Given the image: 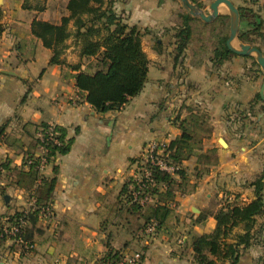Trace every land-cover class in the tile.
<instances>
[{
  "label": "crops",
  "instance_id": "obj_1",
  "mask_svg": "<svg viewBox=\"0 0 264 264\" xmlns=\"http://www.w3.org/2000/svg\"><path fill=\"white\" fill-rule=\"evenodd\" d=\"M55 1L0 3L4 25L0 35V197L5 192L0 214L32 206L28 191L12 183L13 174L27 170L26 158L42 153L25 124H31L33 133L34 125H57L66 138H73L69 151L56 155L40 172L46 178L54 176L55 183L50 196L52 216L37 218L32 226L35 248L22 253L16 246L3 244L0 264H95L108 250L143 247L141 264H196L191 236L213 231V215L224 206L222 199L246 204L255 198L251 182L263 170L264 111L255 127L259 131L245 125L236 132L235 104L244 101L246 92L236 93L230 78L221 84L211 62L195 60L190 47L178 50L172 0H112L123 22L143 34L147 80L120 109L95 111L77 90L74 75L97 70V58L80 57L79 47L69 38L60 56L64 63L50 64L51 50L31 33L33 19L49 21L48 4ZM212 1L207 0L208 7ZM219 14H226L220 6ZM90 59L95 61L93 68ZM76 65L79 70L73 69ZM189 102L201 104L212 115L211 132L202 138L199 152L215 149L217 161L209 172L197 175L186 168L189 161L197 165L196 157L184 160L189 181L187 187L174 190L173 215L158 232L141 235L142 219L120 191L139 171L140 161L135 159H144L149 142L169 143L181 134L178 120L188 114ZM224 132L229 135L223 138L226 146L214 145ZM258 132L262 133L259 140ZM255 230L253 242L240 250L237 264H264V216L256 217ZM241 232V226L235 227L229 241ZM211 258L216 264H228Z\"/></svg>",
  "mask_w": 264,
  "mask_h": 264
},
{
  "label": "trees",
  "instance_id": "obj_2",
  "mask_svg": "<svg viewBox=\"0 0 264 264\" xmlns=\"http://www.w3.org/2000/svg\"><path fill=\"white\" fill-rule=\"evenodd\" d=\"M196 3V0H189ZM254 1V0H251ZM239 18L246 19V13L251 8L237 7ZM67 16H63L59 23H53L43 19H33L31 23V33L39 39L45 48L51 50L50 64H63L60 56L63 54L69 38L74 39L79 47V56H94L99 63L98 69L94 72L79 71L75 77V85L79 92L84 93L85 100L97 112H107L120 109L127 101L137 95L144 87L147 80L148 58L141 46L142 33L135 26H129L123 22L114 8L112 0H67ZM3 11L0 7V35L4 30L2 23ZM224 15L217 19L223 20ZM177 30V47L179 51L186 48L191 35V23L194 21L189 13L181 16ZM204 21V20H203ZM203 22L206 25L213 23ZM70 22H72L70 27ZM237 37L244 42L246 35L241 32ZM227 34L217 35V44L212 50L214 64L221 65L230 56H238L230 51L226 46ZM259 50L260 48L257 47ZM195 52V60H198V52ZM213 64V65H214ZM79 70V66H73ZM259 98V94L257 95ZM188 114L179 121L181 134L165 143L163 152L160 154L163 160L174 167L172 172L164 171L156 166L151 167L148 181V190L153 196V202L140 205L131 202L130 187H135L136 180L130 179L125 182L121 189V194L126 197L129 208L138 214L142 222L138 226L141 235L149 224H154L155 232L166 226L168 219L173 215L171 204L174 202V190L188 186L187 170L182 166V162L196 157V163H206L214 165L213 160L208 163V153L216 156L215 149H210L204 153L201 150L202 138L207 137L211 132V127L205 120V112L195 111L187 106ZM204 111V110H201ZM244 118H242L243 120ZM244 125V123H243ZM27 132L30 134L35 144L40 145L41 141L37 136L38 132L47 131L49 124L34 125V133L29 131L31 124H25ZM31 130V129H30ZM56 143L48 142L46 153L47 162L52 161L56 155L66 154L73 142V138H66L64 130L54 125ZM32 163L27 170L20 169L12 175V183L15 187L28 191L29 198H34L35 203L28 210L14 211L8 216L13 222L20 217L27 219L24 227V238L34 242L33 228L38 218V207L51 205L50 196L55 183V177L46 178L41 176L38 157L33 155ZM135 160H144L142 157ZM134 160V161H135ZM26 165V161L23 162ZM142 164H137L140 167ZM183 167V168H182ZM195 168H197L195 166ZM205 172H209L208 169ZM197 172V175L201 173ZM130 187L128 188V186ZM254 188L255 198L246 204L234 202L219 208L213 215L215 227L212 232L202 235L191 236V249L193 259L196 264H216V261H228V264H237L240 250L247 248L254 240L258 231L255 230L256 217L264 216V166L263 170L251 182ZM164 186L163 189L161 187ZM128 192V193H127ZM5 193L4 191L2 192ZM2 215V214H0ZM241 226L242 232L231 239L232 231L235 227ZM5 238L0 236V246L4 244ZM144 250V247L142 248ZM123 250H108L102 256L103 260L119 259Z\"/></svg>",
  "mask_w": 264,
  "mask_h": 264
},
{
  "label": "rangeland",
  "instance_id": "obj_3",
  "mask_svg": "<svg viewBox=\"0 0 264 264\" xmlns=\"http://www.w3.org/2000/svg\"><path fill=\"white\" fill-rule=\"evenodd\" d=\"M232 3L236 6H242L251 8V11L249 13H246V19H248V22L245 19H240L239 21V28L237 35L241 32H244L246 35L247 40L244 42L240 40L237 37L236 44L243 43V44H249L254 47H259L260 51L262 52L264 56V1L263 0H231ZM172 2L175 4V7L173 8V14L172 19L175 23V40L177 41V30L179 26V22L181 23V16L185 13H188V11L183 7L180 0H172ZM1 3V0H0ZM193 3V2H192ZM195 4L201 11L205 13H209L210 9L207 6V0H196ZM65 0H57L55 2H51V4H48L49 11L47 12V18H49V21L53 23H59L60 19L63 16H67L65 13ZM220 9L223 12H226L224 15V19L220 20L217 19L220 14L213 19V23L206 25L204 24L203 20L198 16H192L194 17V21H190L191 25V35L189 37L187 47H190V50L198 52V60L200 63H203L204 59H208L211 62L213 72L217 74V80L221 84L224 85V82L227 78H230L233 80V83L235 84V90L236 93L238 91L246 92V96L243 98L244 101H236L235 109L236 112L234 114V120H235V130L236 132H239L238 129L241 127H252L253 131H259V129H255L256 126L259 124V115L262 114L264 111V102L261 100V98H258V90L264 80V71L262 68L258 65V63L255 60L254 55H248V56H230V58L226 61H224L221 65L214 64L213 62V53L212 50L217 44V35L218 34H227L229 35V23H230V17L228 14V9L225 5H220ZM72 22H70L71 26ZM72 28V26H71ZM143 36V34H142ZM74 41V39H73ZM75 42V41H74ZM76 45V44H75ZM77 46V45H76ZM91 60V59H90ZM95 64L94 60H91L89 62V65H92V68ZM214 64V65H213ZM89 65L87 67H89ZM96 65H98L96 63ZM248 91H250V96L247 97L249 94ZM248 93V94H247ZM241 94V93H240ZM188 108L194 109L195 111L199 110L200 112H205L207 121V124H211V113L208 111H205V107H203L201 104L189 102ZM204 110V111H201ZM231 115V114H230ZM242 118H244L242 120ZM244 123V125H243ZM210 126V125H209ZM262 129L260 128V131ZM261 134H257V140L261 138ZM220 136L222 138L229 137L227 132L221 133ZM259 137V138H258ZM214 145H217L220 147L221 145L218 142H214ZM208 158L205 161H208V163L215 161V158L217 160V156L213 153H208ZM139 165L142 164L140 167L137 166V169L139 170L136 173L141 172L140 169L144 167V160H141ZM187 169L188 172H205V170L208 169L210 171L211 164H206L204 162L199 163V165H196L197 168L194 167V161L187 162ZM263 166H264V158H263ZM183 168V167H182ZM135 175V174H134ZM134 179V177L132 178ZM28 195V193H27ZM3 196V194H2ZM0 197V199L3 201V197ZM28 199L29 195L27 196ZM224 205L234 202V200L230 201L228 199H222Z\"/></svg>",
  "mask_w": 264,
  "mask_h": 264
},
{
  "label": "built area",
  "instance_id": "obj_4",
  "mask_svg": "<svg viewBox=\"0 0 264 264\" xmlns=\"http://www.w3.org/2000/svg\"><path fill=\"white\" fill-rule=\"evenodd\" d=\"M53 124H49L47 131L38 132L37 136L39 137L41 144V155L38 156L40 160L39 168L43 170V168L48 164L46 159V153L48 151V142L51 141L56 143L55 132L53 131ZM165 143L151 141L147 144L144 152V167L140 169L141 172L136 173L134 179L136 180L135 187H130L129 194L131 195V202H137L140 205H144L147 203L153 202V196L150 194L148 190V181L151 173V167L156 166L161 170L172 172L174 167L172 165H168L162 157H160L163 152V146ZM26 167L32 163V158H26ZM31 205H34L35 199L31 198ZM38 218L40 219H48L52 216V207L51 205H42L38 207ZM27 225V219L20 217L14 222L10 220L8 216L0 215V236L4 237V244H8L9 246H16L23 253H28L35 248V243L31 242L24 238V227ZM155 228L154 224H149L144 233L146 236H151L154 234ZM144 258V251L142 249H137L133 251L123 250L120 254L118 260H103L102 257L97 259L95 264H141Z\"/></svg>",
  "mask_w": 264,
  "mask_h": 264
},
{
  "label": "water",
  "instance_id": "obj_5",
  "mask_svg": "<svg viewBox=\"0 0 264 264\" xmlns=\"http://www.w3.org/2000/svg\"><path fill=\"white\" fill-rule=\"evenodd\" d=\"M180 1L190 15L198 16L205 22H209L215 19L219 15V6L225 5L228 9V14L230 17L229 35L226 40L227 48L238 56L254 55L256 62L264 71V56L257 47L243 43L236 44L240 18L238 8L232 3L231 0H213L209 5V13L201 11L195 4H193L189 0ZM258 94L261 100L264 102V80L258 90ZM218 142L220 143V145L224 147L226 146V142L223 138H219ZM4 199L7 200L8 196L5 195Z\"/></svg>",
  "mask_w": 264,
  "mask_h": 264
}]
</instances>
